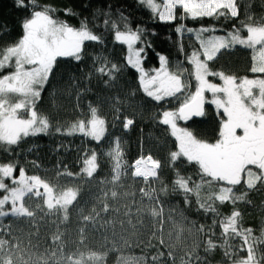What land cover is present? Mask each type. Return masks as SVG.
Returning <instances> with one entry per match:
<instances>
[{
	"label": "snow or ice",
	"instance_id": "1",
	"mask_svg": "<svg viewBox=\"0 0 264 264\" xmlns=\"http://www.w3.org/2000/svg\"><path fill=\"white\" fill-rule=\"evenodd\" d=\"M146 5L160 21H175L179 10V18H238L240 9L237 0H140ZM18 8L30 9L29 16L21 23L23 34L14 43L0 48V145L7 148L18 145L29 136L48 133L53 127L47 115L37 110L45 86L53 75L58 59L72 58L77 62L83 59L86 42L103 43V38L95 34L89 27L87 19L81 21L79 27L69 24L66 20L56 19V11L51 5H39L37 0H15ZM65 15H74L71 9H64ZM123 19V17H122ZM262 22H253V17H248L247 23H242L246 35L241 34V28L234 26L233 31L227 36L208 35L215 28L201 26L199 29L186 28L181 24L176 31L179 33L194 32L199 41V50H194L188 57L192 70L178 69L171 71L168 58L159 55L160 67L146 71L142 67L141 54L143 48H136L135 44L141 40L142 30L132 29L125 23L123 30L115 21L111 22L114 41L127 46L128 55L126 64L138 72V84L143 93L155 102L167 99L179 101V107L174 110H164L160 114L159 122L170 129V134L175 138L176 150L169 153V166L174 167L178 160L184 158L187 163L195 164L199 169V182L193 181L190 176L181 175L175 170V179L171 189L160 181L162 163L153 158L151 153L141 154L131 165L124 159V148L120 137H115L110 143L106 155L111 162V179L101 181L108 183L112 188L103 191L98 197L100 208L94 206L89 214H83L80 209L81 220L84 225L93 227L100 223V227L113 225L115 221L101 222V213L111 211L119 212L113 208L108 200H116L120 193L116 190L122 187L121 181L128 177L142 180L144 186L139 189L141 203L147 199L148 204L136 207L135 214L142 217L147 213L159 227L153 231V236L160 233L158 240L161 246L165 245L163 238L164 206L160 200L161 194L168 195L180 193L184 196V203L189 204L190 196H195L196 204L205 213H212L215 217L221 214L217 204L231 203L233 211L219 219L222 243L213 240L208 235L204 241L205 252H212L217 247L224 249V255L231 264H264V256H257V246L264 244V231L260 237L252 235V228L241 225V212L235 208L239 201H245L247 192L237 194L236 186L243 182L248 191L264 185V18ZM109 24L108 20L104 21ZM244 47L252 52V65L250 72L255 78L248 76L238 78L235 75L225 74L223 71H212L209 63L214 61L222 50ZM95 63L99 66L94 71L101 77H107V85L116 79V74L121 71V66L111 63L106 58L96 57ZM193 76L197 82L195 92H190L191 84L185 74ZM91 76V73L89 74ZM210 76L219 77L222 84L213 83ZM205 92L211 93L210 104L216 106L217 115L220 117L219 128L213 141L198 138L192 131L182 128L178 121H187L192 116H204ZM118 100V98H116ZM222 110V112L220 111ZM119 112V109H117ZM119 119V116L116 117ZM123 128L128 130L134 120L124 117ZM114 126V125H113ZM58 133L72 135L80 133L92 140L100 142L106 137L108 125L106 118L101 115L100 109L88 105L86 119H78L66 128L56 127ZM82 160L83 167L77 176L93 178L99 168L97 152L86 150ZM255 169V170H254ZM17 165L12 162L0 163V264H104L107 251H77L65 252L66 242L64 233L57 230L51 237V246L44 254L32 251L38 245H33L32 236H39L37 216L56 217L61 222L69 219V210L78 203L80 195L79 186L67 187L58 190V187L37 175H27L25 169L19 168L18 176L15 175ZM58 175L73 176L68 171ZM8 180L9 183L5 181ZM161 182L159 190L154 186ZM215 186V187H214ZM208 188V194L202 196L203 189ZM128 196L129 193H124ZM134 196V193L132 194ZM33 199L38 202L33 207ZM124 205V216L128 217L127 223L132 224L133 205ZM11 217L15 221H27L36 227L30 232L27 245L24 240L13 232L12 223L5 224L4 219ZM143 219L137 223L143 224ZM55 223V221H53ZM121 226L125 221L120 220ZM217 219L213 220V226ZM79 243L84 244L86 239L85 228H79ZM199 232H204V225H200ZM211 231V229H209ZM180 229L177 239H180ZM214 235V233H213ZM239 238L238 248L233 249L231 240ZM127 244L128 242L125 241ZM199 245L186 251L181 258V264H206L198 252ZM246 251L245 257L232 260L237 252ZM165 253L158 251L150 257L151 264H165ZM167 258L175 264V255L172 250L167 252ZM123 264H148L149 258L122 257Z\"/></svg>",
	"mask_w": 264,
	"mask_h": 264
},
{
	"label": "trees",
	"instance_id": "2",
	"mask_svg": "<svg viewBox=\"0 0 264 264\" xmlns=\"http://www.w3.org/2000/svg\"><path fill=\"white\" fill-rule=\"evenodd\" d=\"M237 2L240 9L238 18L229 16L219 19L207 17L195 20L180 19L178 10V18L175 21L164 22L160 21L146 5L140 3V0H37L39 5H51L56 9L53 13L54 18L66 20L75 27H79L81 21L87 19L88 27L103 38V43L86 42L83 59L80 62L72 58L58 59L53 75L37 104V110L47 115L53 125L48 133L25 137L18 145L10 148L0 145V163L16 164V176L19 174V168H23L27 175L40 176L57 186L58 190L75 186L81 188L77 197L78 203L74 202V206L70 208L69 219L66 222H61L56 217H45L41 220L38 214L39 236L31 237L33 245L38 247L33 248V252L44 254L45 250L50 248V237L56 232L58 225L59 230L65 234L66 253L75 252L77 249L83 252L107 251L104 264H123L122 257L132 256H146L149 258L148 264H151L150 257L158 251L165 253V264H172L167 258L169 250L174 252L175 264H181L185 252L190 251L197 244L199 245L197 252L206 264H231L229 258L224 255V249L217 247L212 252H205L204 245L208 235H212L217 243L223 242L219 219L233 211L231 203L217 204L221 216L215 217L212 213H205L198 208L195 196H190L191 202L185 204L184 196L180 193L169 191L168 195L161 194L160 200L164 206L165 245L163 246L158 240L160 233L157 232L155 237L152 235L159 227L158 222L153 221L147 213H143L142 217H137L135 214L136 207L148 204L147 199L141 203L139 189L144 186L142 180L134 181L130 175L123 178L122 187L116 189L120 196L116 200H108L113 208H119L120 211L101 213V222L113 220L114 226L100 227V223L95 227L91 224L84 225L80 209H83L85 215L89 214L94 206L99 210L98 197L101 196L102 190L108 191L112 188L111 184L101 181L111 179L112 165L106 153L115 137H120L124 148V159L129 165L141 154L146 156L151 153L153 158L159 159L162 163L160 181L168 185L169 189L175 179L176 169L181 175L192 177L193 181L200 180L198 166L187 163L184 158L178 160L174 167L169 166V153L176 150V141L171 136L169 127L161 124L159 120L160 114L167 109V104L172 99L158 103L143 93L138 84V72L126 64L127 46L114 41L111 22L115 21L120 25L121 30L125 23L132 29L142 30L141 40L137 42V46L144 49L142 67L146 71L159 68V55H164L168 58L171 71L186 68L191 72L192 65L188 57L194 50H199V41L196 33L187 31L179 33L176 31L177 27L183 24L186 28L192 29H199L201 26L215 28L212 33H204L205 38L208 35L227 36L233 31L234 26L241 28V34L246 35L242 23H247L249 16L253 17V22H262L264 0H237ZM64 9H71L74 15H65ZM29 13L30 9L18 8L15 0H0V48L16 42L22 36L21 23ZM105 20L109 21L107 26ZM251 56L250 50L238 45L232 49L222 50L221 54L209 63V67L212 71H223L238 78L245 76L255 78L257 74L250 72ZM96 57L106 58L111 63L121 66L116 79L107 85L104 83L107 77H101L94 71L95 67L99 66L94 61ZM209 80L217 84L222 83L220 78L215 76H210ZM193 83L195 84V79ZM206 97L212 98L211 93H205ZM89 104L97 106L101 115L106 118L108 132L105 139L97 142L80 133L68 135L55 131L56 127L66 128L78 119H86ZM117 116L119 119H116ZM124 117L134 120L128 130L123 128ZM219 121L216 106L206 103L204 116L178 121V124L192 131L198 138L213 141L216 138ZM92 149L97 152L99 163L94 177L75 175L83 167V158L90 154V152L86 153V150ZM65 171L74 175H58ZM5 182L9 183L8 180ZM161 182L154 184L158 190L162 186ZM208 191V188L203 189L201 195H207ZM235 191L237 194L247 192L246 200L239 201L235 205V208L241 212L242 227L252 228V235L260 237L264 231V185L258 184L255 189L248 191L242 182L241 185L236 186ZM124 193L129 195L125 196ZM2 195L3 193L0 192V196ZM133 200L136 204L133 205L131 219L135 228L127 223L128 217L124 216V205L132 204ZM38 202L42 201L33 199L28 203L35 207ZM172 217L178 220L174 226L169 221ZM140 218L143 219V224L137 223ZM214 219H217L215 226H213ZM120 220L125 221L123 226L119 223ZM4 223H12L13 232L24 240L25 245L29 239L28 234L36 231L35 226L24 220L15 221L8 217L4 219ZM200 225H204V232L198 231ZM81 227L85 228L86 236L83 245L79 243L78 230ZM180 229H183V232L180 233L178 240L177 233ZM125 241L128 243L126 244ZM230 243L235 250L241 241L237 238ZM246 255V251L237 252L232 260ZM257 256H264V244L257 246Z\"/></svg>",
	"mask_w": 264,
	"mask_h": 264
},
{
	"label": "rangeland",
	"instance_id": "3",
	"mask_svg": "<svg viewBox=\"0 0 264 264\" xmlns=\"http://www.w3.org/2000/svg\"><path fill=\"white\" fill-rule=\"evenodd\" d=\"M135 47L136 48H138V46H137V43L135 44ZM141 60H142V54H141ZM184 69H186V68H184ZM185 78L187 79V81H189L190 82V84H191V87H190V92H192V93H194L195 92V89H196V86H197V82L195 81V84L193 83V79H194V77L192 78V76H190V75H188L187 73L185 74ZM222 84V83H221ZM205 93H207V92H205ZM212 98H207L206 97V103H209V101L211 100ZM179 107V101L178 100H175V99H172V101L170 102V103H168L167 104V109H165V110H174V109H176V108H178ZM179 125V124H178ZM180 126V125H179ZM180 127H182V128H185V127H183V126H180ZM173 215V214H172ZM173 216H175V215H173ZM169 221H170V224L172 225V226H174L176 223H177V221L178 220H176L175 218H173L172 217V219L170 220L169 219Z\"/></svg>",
	"mask_w": 264,
	"mask_h": 264
},
{
	"label": "water",
	"instance_id": "4",
	"mask_svg": "<svg viewBox=\"0 0 264 264\" xmlns=\"http://www.w3.org/2000/svg\"><path fill=\"white\" fill-rule=\"evenodd\" d=\"M206 111V103L204 104V112ZM201 116H192L190 119L199 118Z\"/></svg>",
	"mask_w": 264,
	"mask_h": 264
},
{
	"label": "flooded vegetation",
	"instance_id": "5",
	"mask_svg": "<svg viewBox=\"0 0 264 264\" xmlns=\"http://www.w3.org/2000/svg\"><path fill=\"white\" fill-rule=\"evenodd\" d=\"M205 101H206V98H205ZM206 103V102H205Z\"/></svg>",
	"mask_w": 264,
	"mask_h": 264
}]
</instances>
